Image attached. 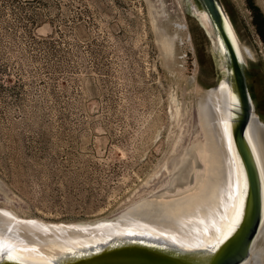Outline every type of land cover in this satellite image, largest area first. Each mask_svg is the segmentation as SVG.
<instances>
[{
	"label": "rangeland",
	"instance_id": "1",
	"mask_svg": "<svg viewBox=\"0 0 264 264\" xmlns=\"http://www.w3.org/2000/svg\"><path fill=\"white\" fill-rule=\"evenodd\" d=\"M217 2L264 124V41L250 8L264 16V0ZM195 11V0H0L2 78L17 85L0 89V208L90 222L169 188L173 162L200 138V94L226 76Z\"/></svg>",
	"mask_w": 264,
	"mask_h": 264
},
{
	"label": "bare ground",
	"instance_id": "2",
	"mask_svg": "<svg viewBox=\"0 0 264 264\" xmlns=\"http://www.w3.org/2000/svg\"><path fill=\"white\" fill-rule=\"evenodd\" d=\"M206 16L227 73L228 52ZM172 46L165 43L169 53ZM236 50L245 65L243 55ZM239 106L226 76L221 85L202 92L197 103L200 138L173 162L169 188L113 219L46 223L0 208V262L60 264L67 257L126 242L157 247L189 261H194V256L214 254L233 236L245 209L247 181L233 138ZM246 137L258 165L263 204L258 235L242 264H264V124L255 106ZM0 191H4L1 182ZM179 253L194 256L186 258Z\"/></svg>",
	"mask_w": 264,
	"mask_h": 264
},
{
	"label": "water",
	"instance_id": "3",
	"mask_svg": "<svg viewBox=\"0 0 264 264\" xmlns=\"http://www.w3.org/2000/svg\"><path fill=\"white\" fill-rule=\"evenodd\" d=\"M200 13H206L214 25L217 34L228 52L227 73L222 69L221 55L218 49L214 52L219 57L221 73L237 94L240 112L234 122L233 138L241 160L247 181V196L242 221L230 239L214 254L194 256L191 253H179L186 258L194 256V261L184 260L179 256L166 254L157 247L137 242L124 244H106L95 252H86L81 256H70L60 264H242L249 256L262 222L263 192L261 177L253 151L246 137L254 112V102L248 87L246 68L238 57L236 43L227 25L226 19L217 0H195ZM215 88V87H214ZM213 89V88H212ZM174 251V250H170ZM0 264H23L1 261Z\"/></svg>",
	"mask_w": 264,
	"mask_h": 264
},
{
	"label": "trees",
	"instance_id": "4",
	"mask_svg": "<svg viewBox=\"0 0 264 264\" xmlns=\"http://www.w3.org/2000/svg\"><path fill=\"white\" fill-rule=\"evenodd\" d=\"M41 1L42 0H7L8 3L11 4L17 3L19 5H35ZM250 8L254 15V25L256 26L258 34L264 41V16L261 13L260 9L257 6H255L252 2H250ZM24 19L27 21L29 27L36 25L39 20V18H37L36 15H28V16L26 15ZM30 29L31 28L26 30L27 32L30 33V35H33L31 38L33 40H36L34 34H32V30ZM7 72H9L7 69V65L4 64L0 65V89L13 91L15 88H17L16 82L12 81V79L5 80L2 78V73L6 74L7 77L10 76V74H7ZM246 76H247V82H248L251 98L253 102L259 103V95L257 94V91L254 89L252 82L249 80V75L247 71H246ZM258 93L264 94V88L262 89L260 88L258 90Z\"/></svg>",
	"mask_w": 264,
	"mask_h": 264
},
{
	"label": "flooded vegetation",
	"instance_id": "5",
	"mask_svg": "<svg viewBox=\"0 0 264 264\" xmlns=\"http://www.w3.org/2000/svg\"><path fill=\"white\" fill-rule=\"evenodd\" d=\"M194 14L199 18V20L201 21V23L203 24L204 28L207 29V33L209 32L210 33V29H211V25H210V22L208 20V17L206 16V13H200L198 10L194 12ZM211 37H213V35H209ZM214 39V37H213Z\"/></svg>",
	"mask_w": 264,
	"mask_h": 264
}]
</instances>
